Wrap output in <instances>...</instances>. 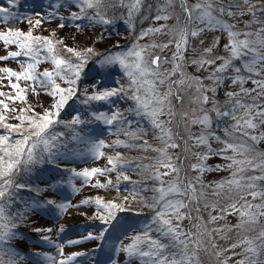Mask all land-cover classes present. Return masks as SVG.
<instances>
[{
  "label": "snow or ice",
  "instance_id": "snow-or-ice-1",
  "mask_svg": "<svg viewBox=\"0 0 264 264\" xmlns=\"http://www.w3.org/2000/svg\"><path fill=\"white\" fill-rule=\"evenodd\" d=\"M9 3H15V0H9ZM175 3L176 0H157L155 4H146V0H77L76 6L79 12H72L70 16L72 20L86 18L95 23L110 24L113 21L108 15L109 10L123 8L126 9L130 21L134 14L140 15L142 10L149 14L144 19H148L155 10L156 14L151 16L152 20L166 22L175 19L176 21L171 26L165 23L158 27L144 29L138 37V39H143L149 34H161L169 37L167 42H153L143 46L134 45L126 55H109L100 60L96 71L101 73L108 66L119 64L129 77L131 91L123 86L101 90L100 84L103 81L98 80L92 85L96 91L86 96L83 101L88 104L90 101H110L112 97L126 96L135 101V106L127 111L147 120L154 132L153 138L160 142L161 146L150 144L144 139V136L148 134L147 131L138 124L135 129H132L133 121L119 110L111 114L104 112L92 114L93 120L101 121L109 126L117 122L118 134L122 133L130 137L132 141H140L124 144L125 147L139 150L151 149L158 153V157L151 164L140 163L136 167L148 172V180L156 181L151 188L152 203L146 206L154 211L152 223L157 225L156 231L160 235L153 238L149 235L150 226H146L144 233L134 236L132 243L120 249L128 253L130 257L141 258L142 264H199V251H207L204 248V237L207 236L209 242H212V232L223 230L222 228L209 230L205 225L201 231L199 223L203 221V217L199 215L201 201H204L203 206L206 209L210 207L215 211L218 207L217 203H209L205 200L208 188L212 189V195L223 196L233 202L220 207L219 214L216 216L209 212L207 223L222 219L226 214L238 213L240 221L233 227L244 228L245 225L256 224L258 218L264 216V152L257 151L256 148L259 142L264 141V131L257 134L258 129L264 128V0H196L193 4H189L188 0H179L181 15L175 13ZM69 7L72 5L70 4ZM89 10H92L91 14ZM7 12L8 9L0 8V13ZM245 16H250L251 19L244 21L243 28H240L239 22ZM39 23L40 21L37 20L36 24ZM60 27L64 25L61 24ZM76 27L80 29L81 25L77 24ZM205 32L226 33L228 37V43L224 45L228 56L212 55L216 44L219 43L217 37L213 45L205 48L198 59L189 61L197 65L198 69H204L206 65L212 68L206 77L212 81V86L204 85L200 77H189L183 71L185 53L191 48L190 38H198ZM6 36L23 38L26 41L41 40L40 37H32L31 32L25 34L22 31L13 32L9 29L6 35L0 33V39H4L6 44L16 42L8 40ZM48 43V51L52 52L50 42ZM200 43L202 44L203 40ZM20 47L27 49L24 52L25 55H30L33 51L32 47L27 44H21ZM150 48H158L161 51L173 48L174 50L171 51L170 58L156 55L151 59H146L145 54ZM66 51L73 53L78 62L72 63L58 55H53L51 59L57 69L55 73L45 70L34 75L30 70L40 62L35 57H33L35 64H29L28 68L22 72H14L11 69L3 70L10 76L16 77L17 80L23 77L41 88H51L48 94L58 95L59 100L53 105L55 111L46 109L43 114L34 113L32 117L26 118V121L21 117H16L20 120L18 125L5 123L6 117L0 114V124L7 130V133H15L19 136V139H13L9 134L0 135V244L15 236L13 229L18 227L16 221L24 218L19 211L15 214H9L7 211L8 207L16 202L15 197L21 190L35 192L37 196H40L42 191L56 190L54 179L50 180L47 188L42 190L24 181L23 177H30L33 170L41 165H50L53 169L64 171L61 162L72 151L69 147L70 141L82 139L75 126L91 122L82 119L79 113L68 122L58 119L60 110L78 91L75 85L88 62L87 54L93 53L92 48H87L85 53L74 51L72 48H67ZM9 55L17 57L21 53L11 52ZM36 55H39V50ZM129 57L135 59L129 62ZM6 58L8 57H0V59ZM217 61L220 63L218 64ZM236 61L240 62L239 66L235 63ZM165 63H171L172 68L161 71L162 64ZM69 72L75 76V79L67 78ZM54 75L67 83L69 87L62 88L53 79ZM226 80H230L233 86L239 85V90L226 92L227 99L220 104L216 99V93ZM249 82L253 87L244 86ZM186 84L189 88L195 87L196 94L189 101V104L195 107L178 111L177 105L183 106L184 104L181 89ZM11 87L18 88L19 86L14 84ZM162 88L163 91H161ZM208 93L212 95L209 96ZM9 99L13 98L9 97ZM21 99H23L22 96ZM0 104H3L6 111H16L9 109L8 104L3 101H0ZM208 104H211L210 108L207 107ZM24 111L25 109H20L21 113ZM161 117H167V119H161ZM173 121H176L177 128L183 123L188 129L187 140L178 131L173 132L172 128L168 127ZM25 123L27 126H24ZM59 123L72 128V133L67 140L63 139L65 133L53 131L55 125ZM124 125L128 128H124ZM193 126H200L199 134L191 132ZM219 132H223L224 135L221 136ZM188 140L192 141L191 147L205 146L207 149L204 153H193L198 162L190 165V168L199 174L191 178L180 174L183 161L187 159V153L191 150ZM213 140L220 143L222 147L213 150L210 144ZM102 146H104L103 141L95 142L90 151L95 155ZM169 149H180V152L172 154ZM228 152L232 154L226 155ZM99 154L102 155V153ZM211 155L221 156L224 160L230 161L226 168L231 170L228 178L214 186L204 185L201 179L204 172L213 170L205 163ZM115 160H120L119 154ZM108 163L112 167L103 170L92 168L81 172L71 169L68 171H72L75 176L84 177L87 181L94 174L104 175L105 172L116 170L117 165L114 158L109 157ZM215 170H220V166H217ZM170 176L171 180H165V177ZM121 178L125 181L130 180V177L122 172L117 176V181ZM108 183H111V180ZM95 186L104 187L99 181ZM141 190L148 189L145 187ZM135 195L133 192V198ZM249 196L251 200H248ZM127 199L128 197H124L125 201ZM257 200L260 203H255ZM241 201L243 203H240ZM24 203L32 210L53 207L57 210V215L65 212L69 206H73L65 202L57 203L53 199L33 200L31 204L27 201ZM88 203L90 201L86 199L81 202V205L73 207H81ZM95 203L106 213V215L101 214L95 218H99L106 225L116 220L117 211L126 210L122 203L104 202L100 198H97ZM193 212L197 215L193 216ZM185 220L191 224L187 229L183 225ZM192 221L197 222L191 223ZM36 231L43 230L36 229ZM47 231H52V229H47ZM59 231L63 232L64 227L61 226ZM105 231L107 229L101 231L99 236L89 233L83 240L103 239ZM43 239L48 240V237H43ZM83 240L69 243H81ZM257 241L260 243L257 244ZM142 244H147V250L141 247ZM243 245H247L243 252L251 253V255L238 260L236 264H261L260 257L264 253V230H261L254 238L244 236L230 247L235 249ZM212 246L215 247V244L212 243ZM2 251L3 249H0V252ZM80 255L84 254L74 253L67 260L59 261V264H70ZM216 255L219 256L220 253L217 252ZM234 255H242V253H234ZM0 264H16V261L11 257L5 261L3 256H0ZM223 264H226V261Z\"/></svg>",
  "mask_w": 264,
  "mask_h": 264
},
{
  "label": "rangeland",
  "instance_id": "rangeland-1",
  "mask_svg": "<svg viewBox=\"0 0 264 264\" xmlns=\"http://www.w3.org/2000/svg\"><path fill=\"white\" fill-rule=\"evenodd\" d=\"M196 0H188L189 4L195 3ZM77 0H15V3H9V0H0V8L8 9L7 13H0V33L5 35L8 30L13 32L22 31L27 34L32 33V37H40V41H33L31 39L24 40L23 38L17 39L15 36H6L10 41L15 40V43H5L4 39H0V57H8L6 59H0V101L8 104L9 109H15L16 111H6L3 104H0V114L6 117L5 123L10 125L20 124V120L16 117L25 119L32 117L34 113L43 114L46 109L55 111L53 105L59 100L58 95H49L51 88L44 89L33 81L25 80L23 77L17 80L16 77L10 76L9 73L3 71L4 69H11L14 72H22L28 68L29 64H35V57L39 59V63L35 64V68L30 70L34 75H38L43 71L55 73L57 71L56 66L52 63L51 57L58 55L60 58L67 59L72 63H77L78 59L73 53L66 51L67 48H72L74 51L85 53L87 48H92L93 53H88V62L81 72L80 79L77 81L75 87L78 91L75 96L68 101L63 109L60 110L58 119L63 122L70 121L77 113L82 119L91 121L92 130L83 133L80 132L82 139L70 141L71 153H69L61 162L62 169L64 171L56 170L50 167L48 172H53L55 177L48 178V172L46 175H37L35 173L30 174V178L25 176L27 182L33 187H40L42 190L47 188V183L50 180H55L56 190L42 191L40 196L28 193V203L31 204L33 200H45L53 199L57 203L65 202L69 205H81L84 200H89L90 203L84 204L81 207L69 206L63 213L57 215V210L53 207L47 209H26V213L23 214V219L20 220L21 230L15 232L14 242L0 244V256L7 261L10 257L16 261V264H59L61 260H67L69 256L74 253H83L84 255L77 256L70 264H142L141 258L130 257L128 253L121 251L120 249L126 245L132 243V238L138 234H142L146 230V226H150L149 235L153 238L159 237V233L156 231L157 225L152 223L154 211L152 208L147 207V204L152 203L153 192L151 188L156 181L148 180V172L136 167L137 164L143 163L145 165L151 164L153 160L158 157V153L149 150L130 149L124 146L127 143H139L140 141H132L130 137L117 133V122L109 126L101 121L93 120L92 114L104 112L111 114L119 110L123 112L129 120L133 121L132 129H135L138 124L141 128L147 131V135L144 136L145 140L154 146H161L160 142L154 139V132L152 131L147 120L142 119L139 116H134L128 112L129 108L135 106V101L127 98L126 96L112 97L110 101H90L88 104L83 103L86 96L91 95L96 89L92 87L98 80H102L100 89L120 88L123 86L125 89H129L130 80L125 70L119 65L114 64L108 66L103 72L98 73L96 69L99 66L100 60L109 55H126L131 51L134 45H150L153 42H167L168 36L161 34H149L143 39H138L140 32L149 27H158L161 24L167 23L168 25H174L175 19L168 21H154L152 19H144L149 14L142 10L140 15H135L131 19L122 20L116 22V24H103L89 21L86 18L80 20L70 19L72 12H79V8L76 6ZM157 0H146V4H155ZM72 7H69V5ZM123 9V8H117ZM126 11V9H125ZM173 11V9H169ZM174 11L177 15L180 13L179 0H176L174 5ZM92 10H89L91 14ZM115 15H118L117 11H112ZM111 14L115 16L113 13ZM155 10L152 11L151 16H154ZM149 16V18H151ZM227 19V18H225ZM250 16L241 18L239 27L243 28L244 21L250 20ZM39 20L40 23L36 24ZM234 22V21H230ZM63 24L64 27H60ZM81 25L78 29L76 25ZM219 38V43L216 44L212 55L228 56V52L225 50L224 45L228 43V37L226 33L220 32H205L198 38H190L191 48L185 53V63L183 71L189 77H200L203 80L204 85L212 86V81L206 79L212 68L205 66L204 69H198L197 65L190 63L193 59H198L203 50L213 45L216 38ZM242 38V37H241ZM203 40L201 44L200 41ZM53 51L49 52V43ZM21 44H27L32 47L33 51L30 55H25L26 48L22 49ZM37 50L39 55L37 56ZM137 50H139L137 48ZM165 49L161 51L158 48H150L145 54L146 59H151L152 56L159 55L161 57H171V51ZM11 52H20L21 55L17 57H11ZM95 57L90 66V60ZM135 58L129 57V62H132ZM219 64L220 61H217ZM239 66L240 62H235ZM88 66V67H87ZM172 68L171 63L162 64L161 71L165 69L170 70ZM64 74V73H61ZM68 79H75V76L69 72L67 74ZM178 78V77H177ZM62 88H67L69 85L62 81L59 77L53 76ZM190 83L192 81H189ZM18 85V88H13L11 85ZM251 88L253 85L249 82L244 85ZM34 89V90H33ZM87 89V92H85ZM23 90V91H21ZM164 89L162 88L161 91ZM239 85L233 86L230 80H226L225 83L217 90L216 99L221 104L225 102L227 97L225 93L228 91H238ZM182 94L184 96L183 106L177 105V110H187L189 107H195L190 105L189 101L195 93V87L189 88L186 85L182 86ZM19 93V95H18ZM209 96L212 93H208ZM21 96L23 99H21ZM12 97L13 99H9ZM175 103V101H174ZM207 107H211L208 104ZM20 109H25L23 113ZM161 119H167V117H161ZM230 123V121H229ZM24 126H27L25 123ZM83 125L75 126L76 130L81 129ZM98 126L97 129L94 127ZM172 128L173 132H179L184 139H188V129L181 123L177 128L176 121L168 125ZM124 128H128L124 125ZM131 130V129H130ZM200 126H193L191 132L199 134ZM53 131L63 132L65 136L63 139L67 140L71 133L72 128L65 127L64 123L56 124ZM260 131H264V128L258 129L257 134ZM9 134L13 139H19V136L15 133H7L0 124V135ZM223 136V132H219ZM103 141L104 146L98 149L97 154H93L90 148L93 143ZM117 142H120L117 144ZM69 144V145H70ZM213 150H218L222 145L216 141H210ZM111 145V146H109ZM188 145L191 150L187 153V159L183 161L181 167V176L187 175L188 177H195L199 173L193 171L190 165L197 163L196 156L193 153H204L207 151L205 146L199 148L191 147L192 141L188 140ZM256 148H261L264 152V141L259 142ZM172 154H177L180 149H169ZM99 153H102L100 155ZM120 160H115L118 156ZM231 152L226 155H231ZM114 158V162L117 165L116 170L112 172H105L104 175L94 174L90 176L87 181L84 177L73 175L72 171L81 172L84 169L91 170L92 168L107 169L112 165L108 163V158ZM130 162V163H129ZM206 165L212 168V171H206L203 173L201 179L204 185L214 186L216 183L228 178L231 174V170L226 168V165L230 161L224 160L221 156L211 155L206 161ZM217 166H220V170H215ZM45 169L47 165L37 166ZM130 177V180L125 181L122 178L117 181V176L121 174ZM259 174V173H256ZM172 177H165V180H171ZM111 180V183L108 181ZM97 181L103 184L104 187H96ZM147 188L148 190L142 191L141 189ZM133 192H135V198H133ZM124 197H128L127 201ZM100 198L104 202H116L122 203L125 207V211L116 212V220L106 225L98 217L101 214H105L101 207H98L95 200ZM251 196L248 200H251ZM16 202L12 203L7 211L17 212L18 205H20L19 196L15 197ZM205 200L209 203H217L218 207L213 211L210 207L204 208V201L200 203V213L203 217V221H200L201 231H203L205 225L211 229L222 228L220 232H212V242H209L207 236L204 237V248L207 251H199V264H236L238 260L243 259L245 256H250L251 253H244L243 249L247 245L232 249L230 246L237 242L239 239H243L244 236L254 238L261 230H264V216L258 218V221L254 225H245L244 228L233 227L240 221L238 213L226 214L224 218L218 219L213 223H207L209 216H216L219 214V208L227 206L233 201L226 199L223 196L216 197L212 195V189H207V195ZM27 201L26 199L23 200ZM240 203H243L241 201ZM255 203H260L259 200ZM239 207V205H237ZM19 210V208H18ZM71 211H74L71 214ZM256 211V209H253ZM70 215L74 222L68 221ZM193 216L197 213L193 212ZM192 221L191 223H196ZM185 229L191 226L188 220L183 222ZM63 226L64 231L60 232L59 228ZM36 229H42L43 231H36ZM52 229V231H47ZM105 231L103 239L96 240H83L85 236L92 233L95 236H99L101 231ZM231 229V230H229ZM195 231V229H194ZM43 237H48V240H44ZM83 240L81 243H69L70 241ZM215 244V247L212 246ZM260 243L259 241L256 242ZM147 244H142L141 247ZM62 249V251H61ZM220 255L217 256L216 253ZM234 253H242V255H234ZM51 257L52 259H48ZM145 260L147 258H144ZM261 264H264V253L260 257Z\"/></svg>",
  "mask_w": 264,
  "mask_h": 264
},
{
  "label": "trees",
  "instance_id": "trees-1",
  "mask_svg": "<svg viewBox=\"0 0 264 264\" xmlns=\"http://www.w3.org/2000/svg\"><path fill=\"white\" fill-rule=\"evenodd\" d=\"M112 11H117L118 12V14L120 15V16H118V15H115ZM111 12L115 15V16H113L112 14H111ZM108 15L110 16V17H112V25H114V24H116V22H118V24H119V21H122V20H127L128 19V17H127V12L125 11V9H115V10H109V12H108ZM148 19H151V18H148ZM93 61H95V57L94 58H92L91 60H90V63L88 64V66H90V64H92L93 63ZM87 66V67H88ZM221 104H223V102H221ZM98 128V126H96V127H94V129H97ZM93 129V127H91V124H85V125H83L82 126V128L81 129H78L77 131H80V132H83V133H87L88 132V130H92ZM73 143V142H72ZM72 143L69 145V147L71 148V146H72ZM257 151H260V152H262V149L261 148H257ZM50 165H47V167L45 168V169H42L41 167H37L36 169H34L33 170V172L32 173H35V174H37V175H46V173L48 172V170L50 169ZM54 172V171H53ZM53 172H48L49 174H48V177H51L52 175H54V173ZM25 177V176H24ZM24 177H23V180L24 181H26V179H24ZM30 177L28 176V178L27 179H29ZM28 193L29 194H33L34 192H30V191H26V190H21L20 192H19V194H18V196H19V199H22V201H20V205H18V208H19V210H18V208H17V211H19L20 213H22V214H25L26 213V209L28 208L26 205H25V203H24V199H26L27 200V202H28ZM9 214H15L14 212H9ZM16 223L18 224V227L17 228H15V229H13V231L14 230H18L19 228H21V226H20V220H17L16 221ZM13 239H10V240H8V241H12ZM142 248H144L145 249V246H143ZM145 250H147V249H145Z\"/></svg>",
  "mask_w": 264,
  "mask_h": 264
},
{
  "label": "bare ground",
  "instance_id": "bare-ground-1",
  "mask_svg": "<svg viewBox=\"0 0 264 264\" xmlns=\"http://www.w3.org/2000/svg\"><path fill=\"white\" fill-rule=\"evenodd\" d=\"M73 213H74V211H71V214H73ZM68 221H70V223H71V222H74V221H73V218H72V216H71V215H70V217H69Z\"/></svg>",
  "mask_w": 264,
  "mask_h": 264
}]
</instances>
